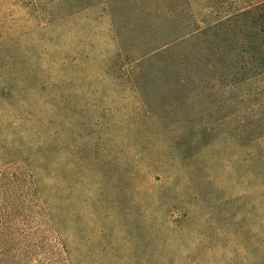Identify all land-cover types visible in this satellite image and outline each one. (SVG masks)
I'll return each mask as SVG.
<instances>
[{
	"label": "rangeland",
	"instance_id": "374dc122",
	"mask_svg": "<svg viewBox=\"0 0 264 264\" xmlns=\"http://www.w3.org/2000/svg\"><path fill=\"white\" fill-rule=\"evenodd\" d=\"M253 2L0 0V264H264Z\"/></svg>",
	"mask_w": 264,
	"mask_h": 264
},
{
	"label": "trees",
	"instance_id": "16d2710c",
	"mask_svg": "<svg viewBox=\"0 0 264 264\" xmlns=\"http://www.w3.org/2000/svg\"><path fill=\"white\" fill-rule=\"evenodd\" d=\"M259 4L262 5L259 6L260 7L259 9L262 10V13L258 11L252 12L251 10H248L252 14V16H250L252 20V25L259 29L258 32L256 31L251 32L249 38V47L250 49H252V52L255 51L257 53L264 54V0H256V2H253V5L258 6ZM243 12L248 13L247 10H243ZM254 13H256L257 15H254ZM259 33H261V36H258Z\"/></svg>",
	"mask_w": 264,
	"mask_h": 264
}]
</instances>
